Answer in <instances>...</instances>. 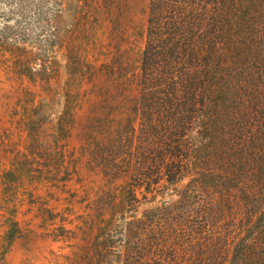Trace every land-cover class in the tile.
Here are the masks:
<instances>
[{
  "label": "rangeland",
  "instance_id": "374dc122",
  "mask_svg": "<svg viewBox=\"0 0 264 264\" xmlns=\"http://www.w3.org/2000/svg\"><path fill=\"white\" fill-rule=\"evenodd\" d=\"M147 8L148 0H0V264H83L106 209L115 225L143 228L129 242L116 235L114 258L191 264L213 252L208 240L178 234L204 214L162 210L171 191L154 202L138 192V203L117 207L125 182L102 168L128 159L102 138L125 117L113 101L137 95ZM161 227L168 238L156 235Z\"/></svg>",
  "mask_w": 264,
  "mask_h": 264
},
{
  "label": "trees",
  "instance_id": "16d2710c",
  "mask_svg": "<svg viewBox=\"0 0 264 264\" xmlns=\"http://www.w3.org/2000/svg\"><path fill=\"white\" fill-rule=\"evenodd\" d=\"M134 80L137 95L113 101L125 117L102 138L128 158L102 166L125 182L115 205L171 191L162 210L204 214L178 232L213 247L191 264H264V0H148ZM106 210L83 264H177L112 257L117 234L129 242L143 228L117 226ZM163 227L156 235L168 238ZM14 240L3 238L4 254Z\"/></svg>",
  "mask_w": 264,
  "mask_h": 264
}]
</instances>
